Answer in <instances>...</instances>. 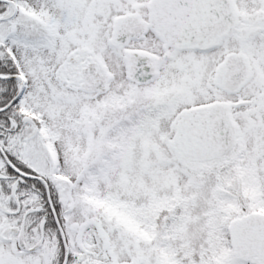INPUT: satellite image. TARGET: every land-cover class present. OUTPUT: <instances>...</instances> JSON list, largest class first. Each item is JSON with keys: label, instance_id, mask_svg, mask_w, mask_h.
I'll use <instances>...</instances> for the list:
<instances>
[{"label": "snow or ice", "instance_id": "1", "mask_svg": "<svg viewBox=\"0 0 264 264\" xmlns=\"http://www.w3.org/2000/svg\"><path fill=\"white\" fill-rule=\"evenodd\" d=\"M0 264H264V0H0Z\"/></svg>", "mask_w": 264, "mask_h": 264}]
</instances>
